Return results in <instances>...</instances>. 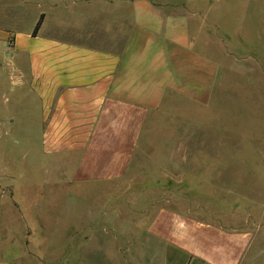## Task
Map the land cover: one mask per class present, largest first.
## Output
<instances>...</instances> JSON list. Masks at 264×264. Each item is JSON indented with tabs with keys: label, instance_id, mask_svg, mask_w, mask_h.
<instances>
[{
	"label": "crops",
	"instance_id": "0c3cea01",
	"mask_svg": "<svg viewBox=\"0 0 264 264\" xmlns=\"http://www.w3.org/2000/svg\"><path fill=\"white\" fill-rule=\"evenodd\" d=\"M60 2L58 13L43 12L35 36L32 27L25 34L14 33L13 60L4 70L23 104L19 123L11 111L1 126L7 138L21 134V143L26 134H35L37 142L31 143L27 155L34 152L36 175L45 181L66 177L84 184L85 194L101 196L106 192L103 186L163 166L179 169L183 175L179 180L196 196L201 192L217 202L221 195H234L235 186L214 182L213 170L224 162L201 158L199 153L155 158L148 151L155 148L158 128L170 132L169 122L176 117L177 131L191 123L203 124L202 112H215L222 99L231 98L235 82L263 95L264 0L245 1L231 16L227 14L232 0ZM238 69L243 77L233 81ZM180 104L195 114L177 116ZM173 143L182 150L188 141ZM258 146L252 149L261 157H242L239 162L252 166V177L264 182V152ZM193 148L199 145L193 143ZM200 180L207 181V195L199 191ZM89 209L86 229L95 230L98 223L91 219L95 207ZM144 228L141 238H100L97 244L114 246L113 251L101 248L100 262L241 264L253 242L249 230L165 207L156 210ZM119 242L126 246L124 251ZM87 260L83 257V264H89ZM0 264L6 263L0 258Z\"/></svg>",
	"mask_w": 264,
	"mask_h": 264
},
{
	"label": "rangeland",
	"instance_id": "374dc122",
	"mask_svg": "<svg viewBox=\"0 0 264 264\" xmlns=\"http://www.w3.org/2000/svg\"><path fill=\"white\" fill-rule=\"evenodd\" d=\"M60 1L0 0V258L6 264H83V257H88L89 264H102L99 251L103 248L113 251L114 246L97 244L100 238H141L145 235V223L156 210L165 207L238 230H249L253 233V242L241 264H264V182L252 177L255 174L252 166L239 162L242 157H261L260 152L252 149L254 144H259L257 150L264 152V92L262 95L258 89L235 82L231 98L222 99L215 112L211 109L202 112L203 124L191 123L177 131L175 126L180 124V118L176 117L169 122L170 132L158 128L153 139L155 148L148 151L155 158L199 153L201 158L224 162L218 164L216 172L213 170L214 182L231 184L236 190L234 195L219 197L220 208L209 195L199 192L201 196H196L187 191V186L179 180L183 175L176 166L172 167L177 171L160 166L142 172L137 178L110 183L103 186L106 192L101 196L85 194L84 184L73 183L66 177L45 181L34 171V152L27 155L31 143L37 142L35 134H26L23 143L21 134L7 138L1 126L3 118L15 111L12 118L19 123L23 104L16 99L17 89L11 87L7 73L4 74L7 62L13 60L14 33L19 30L25 34L43 12L58 13ZM232 1L228 16L248 0ZM243 74L241 69L234 71L233 81H241ZM176 109L177 116L195 114L183 104ZM14 129L19 131L20 126ZM184 139L188 143L182 150L173 145ZM193 143L199 148H193ZM9 172L21 175H9ZM191 176L186 178L189 183ZM206 182H198L203 184L199 191L207 192ZM89 206L95 207L91 219L98 223L97 233L92 235L89 231L95 230H87L84 220ZM71 208L76 212L69 214ZM121 245L120 251H124L126 246ZM91 249L96 255L89 253ZM91 256L97 258L92 260ZM136 263L127 259L124 264ZM139 263L143 264L142 260Z\"/></svg>",
	"mask_w": 264,
	"mask_h": 264
},
{
	"label": "trees",
	"instance_id": "16d2710c",
	"mask_svg": "<svg viewBox=\"0 0 264 264\" xmlns=\"http://www.w3.org/2000/svg\"><path fill=\"white\" fill-rule=\"evenodd\" d=\"M43 17H44V14L41 13L40 16H39V18L37 19V21H36L33 29H32V35L33 36H35L37 34V31L39 30V27H40V25L42 23Z\"/></svg>",
	"mask_w": 264,
	"mask_h": 264
}]
</instances>
